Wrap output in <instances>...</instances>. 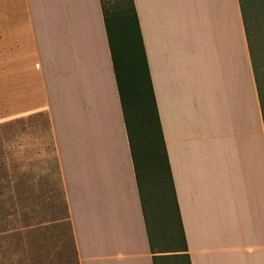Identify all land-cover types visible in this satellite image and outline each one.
Returning a JSON list of instances; mask_svg holds the SVG:
<instances>
[{"label": "crops", "instance_id": "0c3cea01", "mask_svg": "<svg viewBox=\"0 0 264 264\" xmlns=\"http://www.w3.org/2000/svg\"><path fill=\"white\" fill-rule=\"evenodd\" d=\"M133 3L190 264H264V123L240 1ZM0 29L17 101L32 100L18 114L49 124L77 264H152L99 0H0Z\"/></svg>", "mask_w": 264, "mask_h": 264}, {"label": "rangeland", "instance_id": "374dc122", "mask_svg": "<svg viewBox=\"0 0 264 264\" xmlns=\"http://www.w3.org/2000/svg\"><path fill=\"white\" fill-rule=\"evenodd\" d=\"M246 11L264 92V0H246ZM4 50L0 29V264H77L47 118L18 114L32 100L17 101L15 60ZM162 239L170 249L167 230Z\"/></svg>", "mask_w": 264, "mask_h": 264}, {"label": "trees", "instance_id": "16d2710c", "mask_svg": "<svg viewBox=\"0 0 264 264\" xmlns=\"http://www.w3.org/2000/svg\"><path fill=\"white\" fill-rule=\"evenodd\" d=\"M239 1L264 123L252 27L246 0ZM99 4L152 264H190L133 0H99ZM165 230L172 241L168 250L159 248Z\"/></svg>", "mask_w": 264, "mask_h": 264}]
</instances>
